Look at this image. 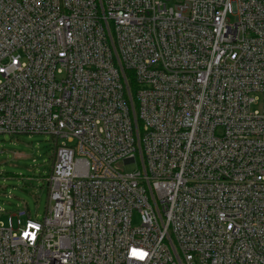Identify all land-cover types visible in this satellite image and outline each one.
Listing matches in <instances>:
<instances>
[{"label": "built area", "instance_id": "obj_1", "mask_svg": "<svg viewBox=\"0 0 264 264\" xmlns=\"http://www.w3.org/2000/svg\"><path fill=\"white\" fill-rule=\"evenodd\" d=\"M172 1L0 0V134L56 139L0 264H264V0Z\"/></svg>", "mask_w": 264, "mask_h": 264}, {"label": "rangeland", "instance_id": "obj_2", "mask_svg": "<svg viewBox=\"0 0 264 264\" xmlns=\"http://www.w3.org/2000/svg\"><path fill=\"white\" fill-rule=\"evenodd\" d=\"M162 1L173 5L172 0ZM55 150L56 139L48 134H0V224L7 225L20 210H27L23 220L44 219ZM137 168L135 163L123 165L125 171ZM139 222L135 213L133 223Z\"/></svg>", "mask_w": 264, "mask_h": 264}]
</instances>
